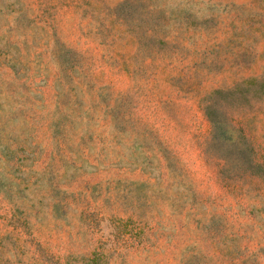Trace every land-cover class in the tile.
Here are the masks:
<instances>
[{"label": "rangeland", "instance_id": "rangeland-1", "mask_svg": "<svg viewBox=\"0 0 264 264\" xmlns=\"http://www.w3.org/2000/svg\"><path fill=\"white\" fill-rule=\"evenodd\" d=\"M0 264H264V0H0Z\"/></svg>", "mask_w": 264, "mask_h": 264}]
</instances>
